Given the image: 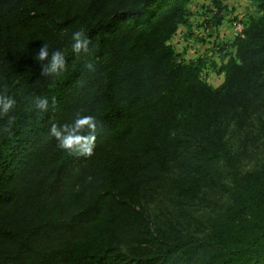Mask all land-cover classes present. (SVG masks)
Returning <instances> with one entry per match:
<instances>
[{"label":"trees","instance_id":"obj_1","mask_svg":"<svg viewBox=\"0 0 264 264\" xmlns=\"http://www.w3.org/2000/svg\"><path fill=\"white\" fill-rule=\"evenodd\" d=\"M192 1L0 0V264L264 263V162L201 237L153 228L143 205L183 157L234 168L227 121L264 90V0L218 88L171 45ZM76 32L88 41L79 52ZM174 181L189 200L201 193Z\"/></svg>","mask_w":264,"mask_h":264},{"label":"rangeland","instance_id":"obj_2","mask_svg":"<svg viewBox=\"0 0 264 264\" xmlns=\"http://www.w3.org/2000/svg\"><path fill=\"white\" fill-rule=\"evenodd\" d=\"M220 9L212 0H193L188 5V26H182L171 41L183 64L202 63V77L218 88L224 81L221 67L235 54L234 24H245L260 15L254 0H219ZM178 29V30H179ZM244 34V31H243ZM186 39L190 43L186 44ZM249 112L240 118H229L226 139L235 153L234 168L223 160L205 162L186 158L175 163L167 174L170 179L145 188L143 205L153 228H180L201 237L212 223L231 205L235 181L264 162V90H257ZM262 103V104H261ZM195 180L200 195L189 200L181 195L174 180ZM178 178V179H177ZM199 253L179 256L173 264H194ZM264 264V263H263Z\"/></svg>","mask_w":264,"mask_h":264},{"label":"clouds","instance_id":"obj_3","mask_svg":"<svg viewBox=\"0 0 264 264\" xmlns=\"http://www.w3.org/2000/svg\"><path fill=\"white\" fill-rule=\"evenodd\" d=\"M73 50L76 52H79L82 48H85L88 41L86 38L83 37V34L81 32H76L73 35ZM48 56V52L47 49H41V51L39 52V59L43 60ZM63 65V55L62 53H55L52 56V70L55 71L58 67H61ZM38 106L40 108H45L47 106V101L41 99L38 102ZM53 135H55L57 138H60L61 133L56 131V129H53ZM76 141H74L71 137H65L62 141H61V146L64 148H71L73 146V144Z\"/></svg>","mask_w":264,"mask_h":264},{"label":"built area","instance_id":"obj_4","mask_svg":"<svg viewBox=\"0 0 264 264\" xmlns=\"http://www.w3.org/2000/svg\"><path fill=\"white\" fill-rule=\"evenodd\" d=\"M244 24H241V23H235L234 24V35L236 36V37H240V38H242L243 37V31H244V26H243Z\"/></svg>","mask_w":264,"mask_h":264},{"label":"crops","instance_id":"obj_5","mask_svg":"<svg viewBox=\"0 0 264 264\" xmlns=\"http://www.w3.org/2000/svg\"><path fill=\"white\" fill-rule=\"evenodd\" d=\"M187 29H188V28H187V26H186V31H187ZM182 30H183V29H179L178 31H182ZM187 43H190V42H189V40L186 39V44H187Z\"/></svg>","mask_w":264,"mask_h":264}]
</instances>
